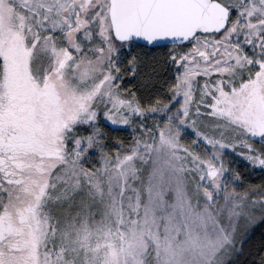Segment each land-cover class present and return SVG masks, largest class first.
I'll return each mask as SVG.
<instances>
[{
	"label": "snow or ice",
	"instance_id": "obj_1",
	"mask_svg": "<svg viewBox=\"0 0 264 264\" xmlns=\"http://www.w3.org/2000/svg\"><path fill=\"white\" fill-rule=\"evenodd\" d=\"M0 264H264V0H0Z\"/></svg>",
	"mask_w": 264,
	"mask_h": 264
}]
</instances>
